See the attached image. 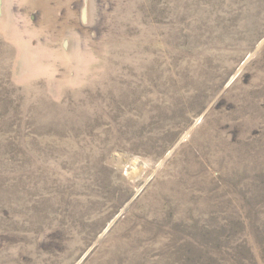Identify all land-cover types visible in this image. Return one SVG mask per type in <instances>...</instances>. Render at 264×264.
<instances>
[{
    "label": "rangeland",
    "instance_id": "374dc122",
    "mask_svg": "<svg viewBox=\"0 0 264 264\" xmlns=\"http://www.w3.org/2000/svg\"><path fill=\"white\" fill-rule=\"evenodd\" d=\"M0 264H264V0H0Z\"/></svg>",
    "mask_w": 264,
    "mask_h": 264
}]
</instances>
